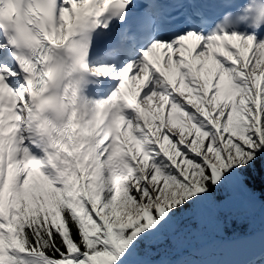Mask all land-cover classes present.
Masks as SVG:
<instances>
[{"label": "snow or ice", "instance_id": "snow-or-ice-1", "mask_svg": "<svg viewBox=\"0 0 264 264\" xmlns=\"http://www.w3.org/2000/svg\"><path fill=\"white\" fill-rule=\"evenodd\" d=\"M0 264H264V0H0Z\"/></svg>", "mask_w": 264, "mask_h": 264}, {"label": "trees", "instance_id": "trees-1", "mask_svg": "<svg viewBox=\"0 0 264 264\" xmlns=\"http://www.w3.org/2000/svg\"><path fill=\"white\" fill-rule=\"evenodd\" d=\"M247 228H248L247 221L242 222V223H240V224L235 223V222H232V225H231L227 230H228L229 232H237V233H241V234H243L244 232L247 231ZM213 239H214L215 241H217V242L220 240V238H219L218 236H217V237H212V236L210 235V237H209V242H212Z\"/></svg>", "mask_w": 264, "mask_h": 264}, {"label": "water", "instance_id": "water-1", "mask_svg": "<svg viewBox=\"0 0 264 264\" xmlns=\"http://www.w3.org/2000/svg\"><path fill=\"white\" fill-rule=\"evenodd\" d=\"M218 258L219 259H225L226 257H224L223 253H221ZM227 258L232 259V260L242 261L244 259V256L243 255H235V256L227 257Z\"/></svg>", "mask_w": 264, "mask_h": 264}, {"label": "rangeland", "instance_id": "rangeland-1", "mask_svg": "<svg viewBox=\"0 0 264 264\" xmlns=\"http://www.w3.org/2000/svg\"><path fill=\"white\" fill-rule=\"evenodd\" d=\"M182 86H183V85H181V87H182ZM239 224H240V223H239ZM230 226H231V225H230ZM230 226H229V227H230Z\"/></svg>", "mask_w": 264, "mask_h": 264}, {"label": "bare ground", "instance_id": "bare-ground-1", "mask_svg": "<svg viewBox=\"0 0 264 264\" xmlns=\"http://www.w3.org/2000/svg\"><path fill=\"white\" fill-rule=\"evenodd\" d=\"M134 86V85H133Z\"/></svg>", "mask_w": 264, "mask_h": 264}]
</instances>
